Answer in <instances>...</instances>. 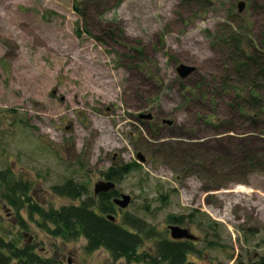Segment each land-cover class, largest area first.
<instances>
[{"label":"rangeland","instance_id":"obj_1","mask_svg":"<svg viewBox=\"0 0 264 264\" xmlns=\"http://www.w3.org/2000/svg\"><path fill=\"white\" fill-rule=\"evenodd\" d=\"M239 2L245 3L241 13ZM224 28L242 35L247 49L264 52V0H211L204 7L188 0H0V174L9 171L15 182L28 184L33 202L57 210L73 202L51 187L73 179L92 194L109 169L136 164L116 183L119 194L132 198L126 214L163 237L168 215L187 218L197 211L190 229L202 239L195 247L201 255L189 262L260 260L264 170L207 191L197 176L177 180L171 169L190 149L202 163L232 158L235 146L250 144L264 130V115L256 119V131L251 113L239 117L231 108L245 87L223 86L218 38ZM86 58H93L88 65L104 83L96 89L107 97L96 96L85 83ZM181 64L194 68L186 80L176 72ZM139 113H152L155 129L136 122ZM95 122L107 135L116 132L120 138L112 139L122 147L97 144L103 133ZM19 214L27 231H20L16 212L0 201V233L17 239L25 234L45 257L61 264H128L103 250L87 254L84 240L52 238L29 221L26 210ZM122 214L116 215L119 224ZM152 246L146 242L141 250L153 256Z\"/></svg>","mask_w":264,"mask_h":264},{"label":"trees","instance_id":"obj_2","mask_svg":"<svg viewBox=\"0 0 264 264\" xmlns=\"http://www.w3.org/2000/svg\"><path fill=\"white\" fill-rule=\"evenodd\" d=\"M196 6L204 7L209 5L211 0H188ZM74 11H77V4H73ZM243 36L224 28L222 35L218 38L221 45L222 63L225 65L226 78L223 83L234 91L235 85L245 87L244 96L236 94V108L240 117L251 113L253 127L257 131L256 119L264 115V52L255 48L249 50L244 44ZM228 80V82H227ZM222 83V79L220 84ZM243 85V86H242ZM222 86V85H221ZM224 88V87H223ZM249 88V89H248ZM2 113L12 114V110H3ZM250 117V114H248ZM246 115V116H248ZM262 129V128H261ZM261 144L259 147L254 145ZM253 144V145H252ZM264 130L253 136L247 147L235 146L234 157H223L220 160L202 163L199 156L193 155L194 151H184L179 156L181 165H172L171 169L177 174V180L183 176L195 175L204 183V190L220 189L238 180L233 177L243 176L245 172H252L260 168L264 170ZM253 148H252V147ZM185 155V156H184ZM191 155V156H190ZM133 166L113 167L105 175L110 181L119 182L123 176L133 171ZM9 173V171H7ZM0 174V201L7 204L17 214V221L20 231L28 230L27 222L20 216V211L26 210L28 219L33 222L37 229L42 230L52 238H59L64 242H73L83 239L85 241L84 251L88 254L100 249L106 251L113 261L124 260L126 263L147 264H193L187 262L186 255L194 254L200 257L201 251L196 250L189 244H173L160 236V242L155 244V260L147 252L142 251L143 241L151 239L152 228L143 219L130 214H125L119 224L117 220L110 222L107 215H115L114 206L111 200L113 193L99 194L94 197L81 181L67 179L60 186L51 187L54 195L69 199L71 205L44 209L30 197L28 184L15 182L12 175ZM242 182V181H240ZM198 212L193 211L187 216L190 223H195ZM169 222L174 220L168 217ZM167 220V221H168ZM209 227L216 224L208 223ZM24 240V241H23ZM22 241V244H21ZM207 246L212 247V244ZM148 261V262H147ZM0 264H61L53 257H45L37 251L33 243L25 240L24 236L11 238L10 233H0ZM236 264H264V257L253 263Z\"/></svg>","mask_w":264,"mask_h":264},{"label":"flooded vegetation","instance_id":"obj_3","mask_svg":"<svg viewBox=\"0 0 264 264\" xmlns=\"http://www.w3.org/2000/svg\"><path fill=\"white\" fill-rule=\"evenodd\" d=\"M222 33H223V29H221L220 30V36L222 35ZM237 33V32H236ZM243 38V37H242ZM53 96H55L56 95V93L53 91L52 93H51ZM61 101H63V99L61 98L60 99ZM147 114H150L151 116H152V119H150V120H144V119H140L139 117L141 116V115H147ZM147 114H142V113H139V114H136V116L134 117V119L136 120V122H143V121H145V123H146V125L147 126H151L152 127V129H155V127H156V122H157V118L152 114V113H147ZM171 122V124L169 125V127H171L172 125H173V122L172 121H170ZM162 123L164 124V121H162ZM166 124V123H165ZM168 125V124H167ZM66 129H68V128H66ZM138 155V153L136 154V156ZM137 158V157H136ZM139 161V160H138ZM144 158H143V161L142 162H140V163H144ZM103 179H104V181H102V182H110V183H113L114 185H115V188L113 189V190H110L109 192H112L113 193V199L111 200V202L113 203V200H115V199H120L121 198V196L123 195V194H119L118 193V191L116 190V183L117 182H115V181H110V180H108L107 179V176L106 175H103ZM99 182H101V181H99ZM98 183V182H97ZM95 185V184H94ZM94 185H93V187H94ZM109 192H107V193H109ZM107 193H105V194H107ZM92 195H93V190H92ZM94 196V195H93ZM98 196V195H97ZM94 197H96V196H94ZM130 198H131V196H130ZM131 202H132V198L130 199V203H129V205H128V207L126 208V209H120V208H118L116 205H114V203H113V206H114V213H115V215H107L106 216V219L108 218V217H113L114 218V221L113 222H115L116 220H117V218H116V215H118V214H122V216L123 215H125L126 214V210L131 206ZM168 217H171L173 220H174V222H172V221H170L169 222V220H168ZM108 220V219H107ZM167 224L165 225V234H164V239H167V241H169V242H171V243H173V244H189L190 246H192V247H196V245H198V244H202L201 243V241H202V239L201 238H199V237H197V236H195L193 233H192V231H191V229H190V226H191V223H190V219H188V218H186L185 216H171V215H168L167 216ZM110 221V220H109ZM110 222H112V221H110ZM146 223V222H145ZM147 224V223H146ZM148 225V224H147ZM150 227V226H149ZM169 227H178V228H180L181 230H186L191 236H193L194 237V239L195 240H187V239H180V240H174V239H172L171 238V235H170V231H169ZM150 228H152V231H153V237L151 238V239H149V240H144L143 241V246L145 245V243L146 242H150V241H152V243H153V246H152V248L150 249V252L152 253V255L153 256H151L152 257V259H151V262H153L154 261V259L155 260H157V261H159V259L158 258H155V252H154V246H155V244H157V243H159L160 242V235H159V233H157L156 232V230H155V228L154 227H150ZM26 237V236H25ZM80 240H83V239H80ZM85 247V246H84ZM196 249V248H195ZM103 249H100V250H98V251H102ZM196 250H198V249H196ZM98 251H96V252H98ZM104 251V250H103ZM95 253V252H94ZM88 254V253H87ZM91 254H93V253H91ZM189 257H191V258H195V257H197L196 255H194V254H188V255H186V258L188 259ZM187 262H189L188 260H186ZM68 263H70V262H68ZM189 263H192V262H189ZM194 264V263H193Z\"/></svg>","mask_w":264,"mask_h":264},{"label":"water","instance_id":"obj_4","mask_svg":"<svg viewBox=\"0 0 264 264\" xmlns=\"http://www.w3.org/2000/svg\"><path fill=\"white\" fill-rule=\"evenodd\" d=\"M236 7H237V12L241 13L242 11L245 10V3L239 2L237 3ZM176 72L180 79L186 80L194 72V68L181 64L176 68ZM139 118L144 119V120H150L152 119V116L150 114H147V115H141ZM164 123L168 125L171 124L170 121H164ZM136 157H137V160H139L140 162L143 161V158L140 154H138ZM114 188H115V185L113 183L101 181L94 185L93 195L97 196L99 194H105L109 192L110 190H113ZM130 199L131 198L128 195H122L120 199L113 200V203L118 208L123 210L128 207L130 203ZM107 219L112 222L114 221L113 217H108ZM169 231H170L171 238L174 240H180V239L195 240L194 237L191 236L186 230H181L178 227H169Z\"/></svg>","mask_w":264,"mask_h":264},{"label":"bare ground","instance_id":"obj_5","mask_svg":"<svg viewBox=\"0 0 264 264\" xmlns=\"http://www.w3.org/2000/svg\"><path fill=\"white\" fill-rule=\"evenodd\" d=\"M53 49L54 48L51 47V50H53ZM57 49H59V47H57ZM92 60H93V58H91V59L86 58L85 59V62L86 63L82 66L83 67V70H85L84 71V76H85L84 80H85V83L94 86L95 89H93V90H94V93H95L96 96H101V97L102 96H105V97H107V95H108L107 94V91H104V90L100 91V90H97L96 89V88H99L98 85H101V84L104 85V83H102V79H99L101 77V75L99 73H97L96 74L97 77H95V74H93L90 66L88 65V64L91 63ZM111 95H112V97L114 96L113 95V92L111 93ZM231 108H233V110H235L236 104L234 106H232ZM236 113L239 115L238 111ZM102 125L103 124H99L98 122H95V128L100 129L101 130V133H103L102 138L98 141L97 144H99L100 146L104 147L107 150L108 149H111V148H115V147L116 148H121L123 144H121L119 142H114L113 139H112V137L113 138H120L118 136V134L116 132H113V136L110 135V132H109L108 135L105 134L104 132L106 131V128L102 127ZM246 145H248V143H246ZM246 145L243 146V147L246 148L247 147ZM239 190H240V192H244V193L247 192L244 188H241V189L239 188Z\"/></svg>","mask_w":264,"mask_h":264}]
</instances>
